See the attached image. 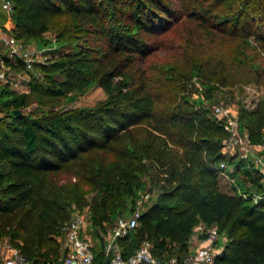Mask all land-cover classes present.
<instances>
[{
    "label": "trees",
    "instance_id": "1",
    "mask_svg": "<svg viewBox=\"0 0 264 264\" xmlns=\"http://www.w3.org/2000/svg\"><path fill=\"white\" fill-rule=\"evenodd\" d=\"M12 2L10 15L0 19L2 28L24 44L54 29L61 46L49 62L34 63L43 78L32 77L30 90L39 92L42 101L63 98L67 104L92 88L106 97L91 107H50L0 119V237H10L30 264L57 261V238L71 215L66 203L72 201L59 198L49 176L76 164L80 178L95 189L89 219L95 259L102 264L100 233L116 216L133 212L149 169L143 158L153 155L163 170L157 176L159 192L141 210L136 229L120 240L124 257L147 240L159 262L180 258L190 251L194 228L202 224L217 226L227 237L213 264H264V198H252L254 192L264 197L258 171L250 160L221 153L226 131L210 109L196 108L185 97L161 100V91L147 88L142 69L162 37L190 21L191 27L184 28L188 34L203 27L213 39L234 41L236 74L264 83V65L257 60L264 55L256 47L250 54L249 40L264 47V0ZM217 56L203 63L201 75L226 86L233 76L223 72L224 60ZM18 64L10 67L24 68ZM27 97L0 85V107L22 108ZM237 116L252 143H264V99ZM160 144L176 145L182 153L158 151ZM222 161L235 181L231 192L220 185Z\"/></svg>",
    "mask_w": 264,
    "mask_h": 264
},
{
    "label": "rangeland",
    "instance_id": "2",
    "mask_svg": "<svg viewBox=\"0 0 264 264\" xmlns=\"http://www.w3.org/2000/svg\"><path fill=\"white\" fill-rule=\"evenodd\" d=\"M6 25L11 27L9 23H6ZM187 25L191 27V22H186L183 28L182 26H178L164 35L162 37V42H159L155 51L144 60L142 69L144 70L145 79H148L146 83L147 88L151 89L152 92L156 91L159 93V91H161V100H171V96L176 98V100L185 97L189 102H192L196 108L204 107L211 110L213 104H223L236 114H238L239 110L242 108L248 112L252 111L257 102L264 99V83H254V75L248 79L245 73H241V75L236 74V72L240 70V65L235 61V51L233 50L235 42L227 38L224 40L220 38L213 39L203 31V27H199L195 34H188L184 29ZM4 31L13 35L9 32V28L7 27ZM249 40L252 43L250 54L253 52V47H256L261 55H264V47H261L259 44L257 45L251 38ZM24 47L25 51L30 54L32 53V55L39 56L40 61H42L39 62L36 59L34 63H47L52 57L57 56L59 50H61L58 41V32L51 29L43 34L42 39L31 41L25 44ZM216 55L224 60L225 69L223 72L230 73V77L233 76V81L226 86L221 85L215 80H209L201 75V70H205V64L203 63ZM2 59H6V52L3 48H0V65ZM257 60L261 61V64L264 65V56L257 58ZM11 61V59L7 62L4 61L5 66L10 65ZM16 61V65L18 62L23 63L22 60ZM23 65L24 68L21 70L12 69L10 67L8 71V82L14 84V87L10 84H8V86L17 93L28 94L26 105L18 109L21 114H39L41 112H46L50 107L54 109H62L70 106L91 107L106 97L103 90L92 88L79 94L77 100L71 104H67L63 98L48 101L44 99V101H42L39 92L30 90V81L32 77L37 80H42L43 73L35 69L34 66L31 70H28L24 63ZM199 65L201 68H199V73H196L195 70ZM222 66L221 64L220 68ZM116 80L120 81L119 78ZM37 87L41 89L40 86L37 85ZM78 90L81 91L80 89ZM14 109L15 108L11 106L0 107V119L7 118L8 114L13 113ZM261 132L264 136V128ZM168 149L171 152L170 154L175 157L180 156L182 153V149L176 145L160 144L158 146V151L161 152H166ZM154 158L156 157L153 155H146V157L144 156L143 158L144 164H146L149 169L148 173L142 176V181L144 182L143 189L138 190L135 196V203L136 205H140L141 210L148 200L154 198L159 192L157 176L160 175V171L163 170L157 167V164L159 166V162ZM162 165L168 166L167 163H163ZM80 177V172L76 164H71L62 171L49 176L58 190L59 198H64L68 201L71 199V203H66L67 211L73 212L74 210H79L90 218V206L92 196L95 195V189L93 190V186L87 184ZM221 183L226 190L233 185L225 180H222ZM149 188L152 189L151 192ZM76 200H79L78 203ZM201 226L203 225H197V227ZM35 227L36 224L33 225L31 231H33ZM200 234L201 230L198 235ZM89 235L95 243L96 238L92 235L91 231ZM226 241L227 237L223 232L220 235L219 244L223 246ZM4 246L16 248L12 244L10 237L1 236L0 262L9 254L7 249L2 250Z\"/></svg>",
    "mask_w": 264,
    "mask_h": 264
},
{
    "label": "built area",
    "instance_id": "3",
    "mask_svg": "<svg viewBox=\"0 0 264 264\" xmlns=\"http://www.w3.org/2000/svg\"><path fill=\"white\" fill-rule=\"evenodd\" d=\"M12 0H0V12L4 11L8 16L12 12ZM24 43L4 31L0 26V48L6 52V59H2L0 65V85L8 83V71L10 65L5 66V62L12 60H22L25 67L31 70L39 56L32 55L25 51ZM211 116L215 121L222 122L226 131V136L221 142V153L225 156L237 155L240 158L250 160L254 168L260 175V182L264 187V143H252L248 132L241 129L238 124V116L223 104H213L211 106ZM222 169L220 173V185L222 180L235 186V181L231 178L230 168L222 161L219 165ZM243 195V192L238 189ZM245 196V195H243ZM255 202L264 198L260 193H252ZM141 213L140 205H136L129 215H119L114 218L111 224L105 225V229L100 233L102 236V253L100 261L102 264L109 260V264H213L215 258L221 254L223 246L219 244L220 233L217 226H201L202 244L194 251H189L184 256L178 258L172 256L163 262H159L151 252L149 241H142L138 248L128 257L123 256L120 240L130 235L138 226V218ZM202 225V224H201ZM90 219L79 210L71 212L70 218L65 220L60 226V235L57 238L61 254L57 261H45L43 264H98L95 259L94 241L90 237ZM7 249L6 255L0 264H30V262L19 252L17 248L4 246Z\"/></svg>",
    "mask_w": 264,
    "mask_h": 264
},
{
    "label": "crops",
    "instance_id": "4",
    "mask_svg": "<svg viewBox=\"0 0 264 264\" xmlns=\"http://www.w3.org/2000/svg\"><path fill=\"white\" fill-rule=\"evenodd\" d=\"M6 15V13L4 11H1L0 12V19L4 18V16ZM5 23H9V18H6V22ZM7 84H10L9 82ZM11 86L14 87V84H10ZM221 187L223 190L225 191H229L231 192L233 186H231L229 189H224V187L222 186V183H221ZM196 228V229H195ZM195 232L194 234L192 235L191 237V240H190V245H189V250L190 251H194L196 249V247L200 246L202 244V240H201V237L198 235L199 233V227H195ZM196 233V234H195Z\"/></svg>",
    "mask_w": 264,
    "mask_h": 264
},
{
    "label": "water",
    "instance_id": "5",
    "mask_svg": "<svg viewBox=\"0 0 264 264\" xmlns=\"http://www.w3.org/2000/svg\"><path fill=\"white\" fill-rule=\"evenodd\" d=\"M13 113L17 116L21 115V112L18 109L13 110ZM103 264H109V260H106Z\"/></svg>",
    "mask_w": 264,
    "mask_h": 264
}]
</instances>
